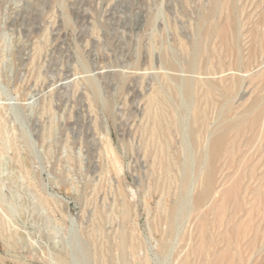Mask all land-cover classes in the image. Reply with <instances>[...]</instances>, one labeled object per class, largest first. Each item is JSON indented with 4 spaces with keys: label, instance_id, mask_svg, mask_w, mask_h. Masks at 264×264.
I'll return each instance as SVG.
<instances>
[{
    "label": "rangeland",
    "instance_id": "1",
    "mask_svg": "<svg viewBox=\"0 0 264 264\" xmlns=\"http://www.w3.org/2000/svg\"><path fill=\"white\" fill-rule=\"evenodd\" d=\"M259 130L264 0H0V264H259Z\"/></svg>",
    "mask_w": 264,
    "mask_h": 264
},
{
    "label": "bare ground",
    "instance_id": "2",
    "mask_svg": "<svg viewBox=\"0 0 264 264\" xmlns=\"http://www.w3.org/2000/svg\"><path fill=\"white\" fill-rule=\"evenodd\" d=\"M256 101H254V105H252V106H255V108L252 107V109L254 108L255 109L254 111L257 112L256 116L260 117V111H261L260 110L261 107L259 108L260 101L259 100H256ZM243 120H244V117H243ZM259 132H260V130L258 131L259 142L257 144L258 146L256 148V154L254 155V156H256V164H254V166H256V169L254 170L255 172L253 175V176H256L255 179L258 180V182L255 181L257 183V184L254 183L256 188L253 189V191H252L253 192V201H254L253 202V222L255 223L253 226V232H254L253 233L254 234L253 240H254L256 246L259 245V243L261 242L262 239H264V134L262 133V135H261ZM222 142H223V138H219L213 142L212 150L210 149L211 153H209L210 154L209 156H211L210 161L215 160L216 157H218L220 150H221ZM212 170H210V171H212ZM209 180H210V178H209ZM258 253H260V252H258ZM259 264H264V257H263L262 261L259 262Z\"/></svg>",
    "mask_w": 264,
    "mask_h": 264
}]
</instances>
